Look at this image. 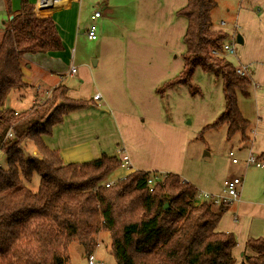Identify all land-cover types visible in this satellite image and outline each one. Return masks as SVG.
Masks as SVG:
<instances>
[{"label": "trees", "instance_id": "1", "mask_svg": "<svg viewBox=\"0 0 264 264\" xmlns=\"http://www.w3.org/2000/svg\"><path fill=\"white\" fill-rule=\"evenodd\" d=\"M5 2L12 19L0 45V154L7 156L6 167L0 164V264H66L72 243L90 256L103 232L110 234L116 264H236L234 235L217 231L228 210L224 201H197L198 189L173 173L130 171L106 187L122 169L121 158L103 153L94 161L65 164L46 145L44 138L55 127L70 114L90 108L91 101L70 98L67 86L59 85L44 103L28 110L7 106L13 91L27 87L24 56L60 52L64 45L55 20L39 17L29 0H22L18 14L12 12L11 0ZM214 8L213 0H187L180 9L179 15L187 19L183 70L157 94L180 85L199 93L192 85L196 70L213 73L223 82L226 108L202 134L225 127L228 141L239 135L248 148L251 124L240 110L238 95L248 97L252 82L214 54L223 51L229 38L223 30H212ZM26 142L39 156L25 153ZM34 176L39 177L36 191L27 186ZM246 247L251 255H244L241 264H264V235L250 239Z\"/></svg>", "mask_w": 264, "mask_h": 264}, {"label": "crops", "instance_id": "2", "mask_svg": "<svg viewBox=\"0 0 264 264\" xmlns=\"http://www.w3.org/2000/svg\"><path fill=\"white\" fill-rule=\"evenodd\" d=\"M50 1L48 5L54 6L50 8L51 13L42 16L39 12L40 0H29L35 6L39 17H52L55 20L64 50L26 54L24 79L27 87L13 91L16 96L12 99L9 95L7 106L17 112L28 110L43 100V94L47 97L59 85L67 86L70 98L91 101L90 108L70 114L62 125L55 127L51 137L44 138L46 145L57 151L65 164L94 161L103 153L121 159L125 156L128 158L129 172L173 173L193 184L198 192H207L216 196L223 194V184L227 178L241 177L239 197L236 200L224 201L228 205V210L222 215L217 226V231L234 235L237 245L232 253L236 258V264H241L244 255H251L246 243L250 239L264 235V178L262 177L264 174L250 175V172H247L248 174L242 175V169L234 168L231 162L229 175L228 173L223 174L224 176L219 175L216 179L214 171L204 176V173L198 169L200 176H195L185 168L184 143L177 139L173 127L160 119L141 117L128 110L104 105L101 101L105 94L95 83L93 67L96 66L83 61L82 56L80 60L77 57V32L81 27L80 15H78L80 0ZM262 6L264 0H241L237 5L224 7V17L220 22H215L211 17L212 30H223L219 24L225 21L229 23V28L223 31L230 38L234 33L237 42L238 35L241 36L243 42L242 44L237 42L236 53L233 54L236 65L229 62L226 55L225 59L235 68L245 66L253 85L252 102L248 100L240 102L239 105L243 116L248 121L255 119L257 123L251 143L247 145L248 148L241 145L239 136L232 146L237 148L236 150L243 149L242 160L250 155L259 158L264 153V37L259 35L262 27L260 25L264 23V15L261 14L260 9ZM21 8L22 0H11L14 14H18ZM97 10L99 9L95 11ZM258 14L262 15L261 18L257 17ZM92 16L90 20L95 23L97 19L93 21ZM11 19L5 0H0V45L5 28ZM253 29L256 34L253 33ZM239 45L241 47L238 49ZM154 66L151 63L146 65L150 69ZM73 67L76 68L75 73H71ZM94 95H100V99L94 100ZM15 103L20 106H15ZM229 150L232 151L231 148ZM120 151L122 153H119ZM259 161L264 162V159ZM221 187L223 190L220 189Z\"/></svg>", "mask_w": 264, "mask_h": 264}, {"label": "rangeland", "instance_id": "3", "mask_svg": "<svg viewBox=\"0 0 264 264\" xmlns=\"http://www.w3.org/2000/svg\"><path fill=\"white\" fill-rule=\"evenodd\" d=\"M240 1L214 0L216 7L212 10L211 17L215 22H220L224 17V7L237 5ZM186 3L187 0H80L78 15L81 27L77 32V57L79 59L82 56L83 61L96 66L93 67L95 83L105 94L101 101L104 105L128 110L141 117L160 119L174 128L177 133L175 136L182 144L184 143L185 168L195 176H200L198 169L204 176L214 171L216 179L219 175L227 173L229 175L231 166L229 148L240 160L239 165H232L234 168L242 169V175L247 172H250V175L251 173L263 175L264 169L245 166L247 156L242 160V148L239 151L232 147L239 135L228 141L225 127L202 134L204 127L214 122L225 111L221 78L197 69L192 85L199 89V93L192 94L188 86L180 85L168 90L163 96L157 94L159 88L183 70L185 53L183 36L187 19L179 15V11ZM97 8L102 14V18L95 21L98 27V40L90 41L86 30L92 24L90 17ZM260 9L264 15V6ZM261 14L257 17L261 18ZM40 15L45 16L43 13ZM260 27L259 35L264 37V23ZM253 33L256 34L255 29ZM239 47L241 46L239 45L238 49ZM225 55L229 62L236 65L234 55L221 51L219 57L225 59ZM148 63L155 65L154 68H147ZM252 87L251 84L248 97L238 95L239 105L240 102L248 100L252 102ZM13 96H16L15 92L10 94V98L13 99ZM50 96L51 92L47 97L43 94V100L36 104L44 103ZM15 106L20 105L15 103ZM252 120L251 137L257 125L256 120ZM23 149L28 156H39L31 142H26ZM0 164L6 167L7 156L0 154ZM127 172L129 169H119L113 174L114 179ZM114 179L112 177L105 183ZM38 185L37 176H34L32 182L27 183L33 191L37 190ZM220 189L223 190V187ZM97 242L98 247L94 254L99 259L116 264L110 252V234L101 233ZM68 255L69 260L66 264H87L82 247L76 242L70 245Z\"/></svg>", "mask_w": 264, "mask_h": 264}, {"label": "built area", "instance_id": "4", "mask_svg": "<svg viewBox=\"0 0 264 264\" xmlns=\"http://www.w3.org/2000/svg\"><path fill=\"white\" fill-rule=\"evenodd\" d=\"M47 0H40V10L43 11L45 9H50L53 8L54 6L48 5L46 3ZM101 18V13L100 11H95L93 16H92V20H96ZM219 26L221 27V29L225 30L226 28H229V23L222 21ZM236 28V26L234 27ZM87 37L90 41H96L98 40V34H97V26L95 25V23L92 22V24L88 27L87 29ZM236 49H237V42H236V38H235V34L233 33L231 35V38L229 37L226 42L223 45V52L225 54H230L233 55L236 53ZM215 55H219L220 53L215 51L214 52ZM76 72V68H72L71 69V73H75ZM236 73L237 75L241 76V77H248V69L245 66H240L236 68ZM94 100H99L100 99V95H94L93 96ZM8 136H11V133L8 134ZM119 153H122V151H120ZM229 157L231 159L232 164L234 165H239L240 164V160L235 157L234 152L230 151L229 152ZM122 169H128V158L123 156L122 157ZM245 166L246 167H250V166H254L258 169H264V162L259 161L258 158H256L253 155H250L246 158L245 160ZM126 176L123 175L122 178H125ZM158 179V177H154L152 178L149 183L150 184H154V182ZM116 179L109 181L107 183H105L106 187H110L112 185H114L116 183ZM242 184V178L239 176L236 177H229L224 181L223 187H224V191L223 194L221 196H216V195H211L207 192H198L197 194V201H212L215 205H219L221 201H229V200H236L239 197L240 194V186ZM87 260V264H110L109 262L105 261V260H101L99 259L95 254H91L90 256L86 257Z\"/></svg>", "mask_w": 264, "mask_h": 264}, {"label": "water", "instance_id": "5", "mask_svg": "<svg viewBox=\"0 0 264 264\" xmlns=\"http://www.w3.org/2000/svg\"><path fill=\"white\" fill-rule=\"evenodd\" d=\"M237 42H238V44H242V38H241V36L240 35H238V37H237ZM167 207V206H166Z\"/></svg>", "mask_w": 264, "mask_h": 264}, {"label": "bare ground", "instance_id": "6", "mask_svg": "<svg viewBox=\"0 0 264 264\" xmlns=\"http://www.w3.org/2000/svg\"><path fill=\"white\" fill-rule=\"evenodd\" d=\"M46 2H48V3H49V2H51V1H50V0H47Z\"/></svg>", "mask_w": 264, "mask_h": 264}]
</instances>
